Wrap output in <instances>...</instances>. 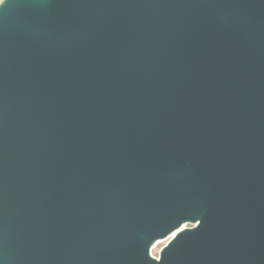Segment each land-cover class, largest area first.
<instances>
[{
	"label": "water",
	"instance_id": "1",
	"mask_svg": "<svg viewBox=\"0 0 264 264\" xmlns=\"http://www.w3.org/2000/svg\"><path fill=\"white\" fill-rule=\"evenodd\" d=\"M0 264H264V0H6Z\"/></svg>",
	"mask_w": 264,
	"mask_h": 264
},
{
	"label": "rangeland",
	"instance_id": "2",
	"mask_svg": "<svg viewBox=\"0 0 264 264\" xmlns=\"http://www.w3.org/2000/svg\"><path fill=\"white\" fill-rule=\"evenodd\" d=\"M168 242V240H160L159 242H157V246L155 245L153 248H152V253L153 255L159 257V254H160V251L162 249V247ZM159 243V244H158Z\"/></svg>",
	"mask_w": 264,
	"mask_h": 264
},
{
	"label": "snow or ice",
	"instance_id": "3",
	"mask_svg": "<svg viewBox=\"0 0 264 264\" xmlns=\"http://www.w3.org/2000/svg\"><path fill=\"white\" fill-rule=\"evenodd\" d=\"M5 3H6V0H0V6L5 5ZM172 235L175 236L176 233L174 232Z\"/></svg>",
	"mask_w": 264,
	"mask_h": 264
},
{
	"label": "bare ground",
	"instance_id": "4",
	"mask_svg": "<svg viewBox=\"0 0 264 264\" xmlns=\"http://www.w3.org/2000/svg\"><path fill=\"white\" fill-rule=\"evenodd\" d=\"M159 241H160V240H159ZM159 241H158V242H159ZM156 244H157V243H156ZM156 244H155V245H156ZM158 244H159V243H158ZM155 245H154V246H155ZM156 246H157V245H156Z\"/></svg>",
	"mask_w": 264,
	"mask_h": 264
}]
</instances>
